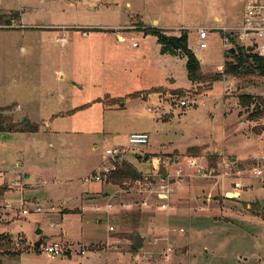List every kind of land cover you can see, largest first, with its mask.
I'll use <instances>...</instances> for the list:
<instances>
[{
  "label": "rangeland",
  "instance_id": "obj_1",
  "mask_svg": "<svg viewBox=\"0 0 264 264\" xmlns=\"http://www.w3.org/2000/svg\"><path fill=\"white\" fill-rule=\"evenodd\" d=\"M248 1L0 0V109L38 117L26 118L36 130L0 133L2 264H264V181L254 175L264 113L239 103L249 93L264 106V75L224 73L229 49L241 48L224 32L236 34ZM152 28L188 32L203 72L220 79L191 81L186 57L162 53ZM144 90L153 92L133 95ZM135 131L150 140L129 157L142 173L161 157L168 200L129 191L125 177L85 181ZM136 232L146 236L139 249ZM52 242L65 253L48 255Z\"/></svg>",
  "mask_w": 264,
  "mask_h": 264
},
{
  "label": "built area",
  "instance_id": "obj_2",
  "mask_svg": "<svg viewBox=\"0 0 264 264\" xmlns=\"http://www.w3.org/2000/svg\"><path fill=\"white\" fill-rule=\"evenodd\" d=\"M227 31V30H226ZM224 32V40L228 47L229 44H234L235 42L239 44L244 49L248 50L249 46H254L253 51L257 52L259 55L264 56V0H249L244 11V17L242 25L237 29L235 35L227 36V32ZM235 37V40H232ZM199 47L205 48L207 46L206 39L208 38V32L206 29H201L199 33ZM133 45H136L134 42ZM189 101L183 99L180 101V105L186 106ZM150 140V133L148 131H135L130 133L128 136V143L126 145L120 146H110L107 147L103 153V160L100 166L94 170L91 174L85 177V181H107L111 178L123 165L125 162H131L129 157L130 152H132L135 147L139 145L147 144ZM157 166L153 169V172H143L140 171L141 176L135 179H128L124 182L126 188L129 191L135 193L141 192H156L159 197L163 200H168L174 191V183L171 175H164L160 171V161L161 157L157 158ZM179 173V172H178ZM179 175V174H178ZM254 175L264 181V158L259 161V164L254 167ZM156 178L159 180L156 181ZM11 187L22 188L23 184L19 180H15L11 183ZM142 205L151 206V202L148 200H142ZM8 206V203H6ZM126 206H131V204H126ZM159 209H169L170 204L167 201L158 203ZM107 208L111 209L116 206V204L107 203ZM22 207V204H21ZM97 208L99 206H96ZM23 215L30 213L27 208H20ZM35 211H42L41 206H37ZM52 226H59L58 223ZM113 229V226H110ZM44 251L51 257H57L65 253V247L59 242H52L43 245ZM83 253L85 251H82Z\"/></svg>",
  "mask_w": 264,
  "mask_h": 264
},
{
  "label": "trees",
  "instance_id": "obj_3",
  "mask_svg": "<svg viewBox=\"0 0 264 264\" xmlns=\"http://www.w3.org/2000/svg\"><path fill=\"white\" fill-rule=\"evenodd\" d=\"M11 20V19H10ZM10 20H7L8 22ZM149 33L155 35L157 37L158 43L161 45L162 53H169L172 55H183L186 57L185 67L187 69L188 78L193 82L207 81V80H219L220 76H211L210 74L204 73L201 65V61L193 51V49L189 46V35L188 32L182 31L179 35L174 34H165L163 30L152 28L149 30ZM236 52V51H235ZM231 53L234 58L233 61H225L224 65V73L232 74L236 77L245 75V74H254L257 73L259 75H264V56L257 54L254 51H247L244 48H240L236 53ZM153 91H140L135 92L133 95H144L142 97L147 98L150 93ZM146 94V96H145ZM135 97V96H134ZM141 97V96H139ZM240 97L239 103L247 108L253 107V112L250 114L251 116H258L264 113V106L261 102H258L254 96L251 94H243ZM263 100V99H262ZM121 99L112 98L111 104H116L117 102H121ZM264 103V100H263ZM11 118V117H10ZM7 115L0 110V133H6L9 131L16 130H36L37 126L31 124L29 122L27 125L22 126L19 123L13 121L8 122ZM257 133H261L264 131V124L261 127L254 128ZM193 147H190L187 151L188 155L190 154V150ZM141 176L140 171H138L137 167L132 162H125L124 165L113 175L114 179H118L122 181L123 177L128 179H135ZM8 238L4 236L3 233H0V264H2V247L4 240ZM136 249V248H135Z\"/></svg>",
  "mask_w": 264,
  "mask_h": 264
},
{
  "label": "water",
  "instance_id": "obj_4",
  "mask_svg": "<svg viewBox=\"0 0 264 264\" xmlns=\"http://www.w3.org/2000/svg\"><path fill=\"white\" fill-rule=\"evenodd\" d=\"M253 49H254V46L248 47L249 51H253ZM229 52L234 53L235 49L230 48ZM2 112L7 116H10V115L13 116L14 121L16 123H19L22 126H25L30 122L28 119H26L27 118L26 110L21 108V107L14 108V109H12V108L2 109ZM234 161H235V159L232 160V162H234ZM35 232L37 235H41L42 229L40 227H38ZM46 240H47V235H42L39 237V239H37L34 242V246L40 247ZM145 240H146L145 235L141 234L140 232H136L134 234L133 247H135L136 249L142 248L143 244L145 243Z\"/></svg>",
  "mask_w": 264,
  "mask_h": 264
},
{
  "label": "crops",
  "instance_id": "obj_5",
  "mask_svg": "<svg viewBox=\"0 0 264 264\" xmlns=\"http://www.w3.org/2000/svg\"><path fill=\"white\" fill-rule=\"evenodd\" d=\"M169 54V53H168ZM171 55V54H170ZM179 57H184L183 55H178ZM184 59V58H183ZM185 61H186V58L184 59V65H185ZM201 61V60H200ZM26 113H27V117L29 118V119H33V118H35V119H38V117L37 116H35V115H33V113H31V111H28V110H26ZM135 154H137V155H141V154H146V153H141V152H135ZM136 156V155H135ZM136 159V158H135ZM135 159H133V160H135ZM133 160L131 159V162L134 164V162H133ZM135 165V164H134ZM136 166V165H135ZM137 167V166H136ZM6 193H7V191H6Z\"/></svg>",
  "mask_w": 264,
  "mask_h": 264
}]
</instances>
